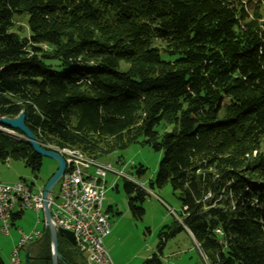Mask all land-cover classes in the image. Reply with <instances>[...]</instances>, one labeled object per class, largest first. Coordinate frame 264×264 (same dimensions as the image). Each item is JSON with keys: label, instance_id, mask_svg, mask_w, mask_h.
<instances>
[{"label": "trees", "instance_id": "obj_1", "mask_svg": "<svg viewBox=\"0 0 264 264\" xmlns=\"http://www.w3.org/2000/svg\"><path fill=\"white\" fill-rule=\"evenodd\" d=\"M258 1L247 11L241 0H0L1 116L25 111L47 149L98 157L140 142L163 152L149 185L178 192L182 219L143 264H164L165 242L185 228L211 264H264ZM16 14L28 15L29 35L12 30ZM10 160L42 166L27 141L0 129V163ZM124 188L141 218L147 192ZM58 242L59 264L84 260L65 236ZM30 264H53L49 232L32 242Z\"/></svg>", "mask_w": 264, "mask_h": 264}, {"label": "rangeland", "instance_id": "obj_2", "mask_svg": "<svg viewBox=\"0 0 264 264\" xmlns=\"http://www.w3.org/2000/svg\"><path fill=\"white\" fill-rule=\"evenodd\" d=\"M241 1L245 2L247 11H250L251 5L246 2L251 0ZM252 2L254 7L260 3L258 0ZM27 22V14H16L15 26L12 30L22 36L29 35ZM0 129L17 140L27 141L25 135L19 134L17 129L4 127L2 124ZM41 145L43 146L42 143ZM56 147L50 145L48 148L57 151ZM162 156V151L135 142L120 151L95 157L101 162L113 165V170L106 176L103 211L107 214L112 228V234L105 237L104 243L116 264H143L150 254L159 251L160 233L169 230L168 226L174 225L176 218L179 221L182 219L178 215L181 211L178 192L174 191L170 184L153 189L149 185L158 172ZM139 165L146 168V172L140 176L136 174V167ZM57 168V161L44 156L42 166L37 172H33L21 160H10L0 163V181L10 183L25 181L30 185L33 184L35 188H42ZM126 180L139 185L147 192L144 201L141 202L145 209L141 218L135 217L131 210L130 198L136 194L126 192L124 188ZM59 186L60 183L55 185L54 193L58 192ZM110 207H113V210ZM12 224L9 234L0 233V251L5 264H12V252L19 245L21 231L30 233L35 229L39 231L45 229L42 212L32 208L24 209L22 217L12 221ZM26 248L21 250V264H26ZM160 256L164 264H211L188 228L169 237Z\"/></svg>", "mask_w": 264, "mask_h": 264}, {"label": "built area", "instance_id": "obj_3", "mask_svg": "<svg viewBox=\"0 0 264 264\" xmlns=\"http://www.w3.org/2000/svg\"><path fill=\"white\" fill-rule=\"evenodd\" d=\"M57 151L66 161L59 190L49 198L57 226L74 233L76 247L87 264H115L104 243L111 224L103 211L106 176L113 170L112 163L101 162L90 155L76 157L75 151ZM26 208L41 211L42 191L34 190L25 181H0V233L9 234L13 213ZM42 236L43 232L37 229L30 233L21 231L19 245L12 252V263L21 264L22 248Z\"/></svg>", "mask_w": 264, "mask_h": 264}, {"label": "water", "instance_id": "obj_4", "mask_svg": "<svg viewBox=\"0 0 264 264\" xmlns=\"http://www.w3.org/2000/svg\"><path fill=\"white\" fill-rule=\"evenodd\" d=\"M0 124L6 127L20 130L26 137L27 142L33 147V149L42 157H49L57 161L58 168L55 173L46 182L43 194H42V214L45 221V234L49 232L52 250L53 264H59L60 260L63 258L59 251L58 237L65 236L72 244H76V238L72 231L57 227V224L51 214L49 198L51 196L54 186L58 183L62 175L66 170L65 158L57 151L46 149L37 139L35 133L26 124V113L22 111L16 117H8L0 115ZM31 246L32 243L28 244L25 251V261L26 264H30L31 260Z\"/></svg>", "mask_w": 264, "mask_h": 264}, {"label": "bare ground", "instance_id": "obj_5", "mask_svg": "<svg viewBox=\"0 0 264 264\" xmlns=\"http://www.w3.org/2000/svg\"><path fill=\"white\" fill-rule=\"evenodd\" d=\"M56 149L57 150H60V151H75V155H76V157H85V155H87L85 152H83V151H81L80 149H76V148H61L60 146H57L56 147ZM88 178H91V176H88ZM58 183H59V181H58ZM30 185V184H29ZM33 184H31V186H32ZM44 186L45 185H43V187L42 188H35L34 186H32V188L34 189V190H36V191H39V190H41L42 191V194H43V189H44ZM55 187V186H54ZM54 189V188H53ZM52 193H54L53 192V190H52ZM52 193H51V195H52ZM38 212V211H37ZM39 212H42V209H41V211H39ZM53 216V215H52ZM53 218H54V216H53ZM43 221H44V219H43ZM44 223H45V221H44ZM58 227V226H57ZM43 232V236L45 235V229L42 231ZM42 236V237H43ZM41 237V238H42ZM40 239V238H39ZM37 240V239H36ZM36 240H34V241H36ZM34 241H32V242H34ZM31 242V243H32ZM72 245H74V244H72ZM74 246H76V244L74 245ZM77 248V247H76ZM85 257V256H84ZM13 264V263H12Z\"/></svg>", "mask_w": 264, "mask_h": 264}, {"label": "crops", "instance_id": "obj_6", "mask_svg": "<svg viewBox=\"0 0 264 264\" xmlns=\"http://www.w3.org/2000/svg\"><path fill=\"white\" fill-rule=\"evenodd\" d=\"M110 209L113 210V207H110ZM110 234H112V228H111V232H110L108 235H110ZM108 235H107V236H108ZM78 261H80V259H78ZM113 261H114V260H113ZM80 264H87L86 259L84 258V260H83ZM115 264H116V263H115Z\"/></svg>", "mask_w": 264, "mask_h": 264}]
</instances>
